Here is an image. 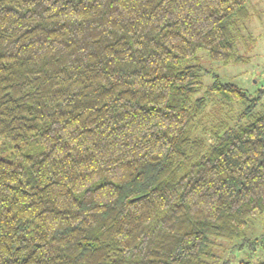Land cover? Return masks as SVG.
<instances>
[{
    "label": "trees",
    "instance_id": "obj_1",
    "mask_svg": "<svg viewBox=\"0 0 264 264\" xmlns=\"http://www.w3.org/2000/svg\"><path fill=\"white\" fill-rule=\"evenodd\" d=\"M249 2L0 0V264H212L264 214L259 98H195ZM212 98L242 110L207 141Z\"/></svg>",
    "mask_w": 264,
    "mask_h": 264
},
{
    "label": "rangeland",
    "instance_id": "obj_2",
    "mask_svg": "<svg viewBox=\"0 0 264 264\" xmlns=\"http://www.w3.org/2000/svg\"><path fill=\"white\" fill-rule=\"evenodd\" d=\"M248 9L249 19L242 25L241 36L237 40V55L240 57L237 62H212L204 51L197 53V63L202 67L204 74L201 80L202 91L195 98L205 95V89L212 83L211 74H214L220 81L234 84L250 96L258 97V105L253 111V115L258 116L264 113V0H250ZM241 110L239 104L223 108L216 99H210L201 128L202 130L204 126L207 134L203 135L201 130L198 134L208 141L209 131L213 126L219 123L232 126ZM263 231L264 214L250 220L242 237L218 240L217 258L212 264H238L245 260L258 262L264 258V244L251 242Z\"/></svg>",
    "mask_w": 264,
    "mask_h": 264
}]
</instances>
